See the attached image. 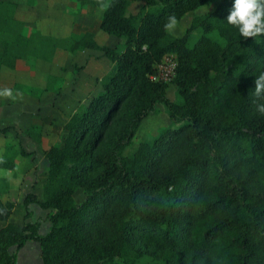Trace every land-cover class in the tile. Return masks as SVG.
<instances>
[{
  "label": "trees",
  "instance_id": "16d2710c",
  "mask_svg": "<svg viewBox=\"0 0 264 264\" xmlns=\"http://www.w3.org/2000/svg\"><path fill=\"white\" fill-rule=\"evenodd\" d=\"M77 1L99 8L97 0ZM131 1L107 0L99 23L120 47L99 44L90 31L54 39L72 55L102 51L115 70L62 125L63 145L44 149V197L28 192L23 223L0 228V264H16L26 240L39 242L42 264H264V115L255 111L264 97L255 96L254 84L264 72V36L245 39L227 23L233 0L194 17L193 28L203 31L194 44L188 30L177 37L163 25L211 0H141L137 13L128 12ZM15 3L0 0V40L15 37L4 47L32 40L7 29L16 23ZM39 40L47 49L48 38ZM167 54L175 55L179 101L151 78ZM160 102L172 125L126 156ZM3 159L0 167H13L14 158ZM33 202L50 209L45 234L39 221L26 220ZM13 208L0 200V221Z\"/></svg>",
  "mask_w": 264,
  "mask_h": 264
},
{
  "label": "rangeland",
  "instance_id": "374dc122",
  "mask_svg": "<svg viewBox=\"0 0 264 264\" xmlns=\"http://www.w3.org/2000/svg\"><path fill=\"white\" fill-rule=\"evenodd\" d=\"M15 1L16 3L13 10V17L15 18L16 23H10L7 29H10V33L13 34L20 32L21 35H25L27 38H32V40L30 44H26V46L21 44H10L7 47H4L3 43L5 39L15 37H7L2 34L4 40L3 42L0 40V53L4 51V55H6L5 57L3 55L4 59L0 64V89L5 87L12 89L14 92V98H0V103L2 101L4 103L10 102L11 104L19 103L22 107L29 106L31 108V105L33 104L31 99L38 98L39 95L41 96L44 94L43 91H57L58 96L62 97L61 89L63 84L66 83V87H68L67 93L69 94L66 99H69V97L76 98L73 106H70L68 110L66 108L65 110H61L59 116H55L54 118L52 117V113L49 112L50 110L41 114L28 111L26 112L27 115H23L21 118L22 122L25 124V130L29 135H37L38 133V141L40 140L39 134L41 128L45 126V123H50L49 130L52 134H50L49 137H52L49 138V140L47 139L48 142H51V139H54L55 145L62 146L66 137V131L62 128V125L67 119L66 117L69 111H75L91 95H95L101 91V79L103 76L113 73L115 68L111 66L108 58L107 60L102 61L100 59L96 61L100 66L97 73L94 72L87 76L85 75L87 72H81L82 68L87 65V62L92 63V61L95 60L92 57L95 56V54L98 55L95 58H106L103 55V52L100 50H95L94 52V49H91L93 50L92 54H85L81 53V51L84 50L82 49L72 55L67 50L55 48L56 42L54 39H61L67 37L71 33L88 30L96 31V33L93 32L94 37L101 45H118L120 47L121 44L119 43H121V39L108 35L97 28V20L100 16L99 14L101 13V10L95 6H80L77 0ZM218 2L219 0H211L199 6L195 10L186 12L178 19L175 31L170 32V34L181 37L184 36L188 30L189 43L194 44L197 38L203 34L201 28H193L192 21L194 17L202 15L207 11H212ZM141 4V0L131 1L128 6V12L137 13L140 11ZM208 35L212 38H217L213 33H208ZM39 36L48 38L47 49L37 47L36 43L41 42V40H39ZM50 38L52 40H50ZM174 59V54H167L160 60L159 63L155 65V67H157L156 78L166 83V97L171 101H179L180 97L178 91L174 83H172V79L170 77ZM85 77H88V80H86ZM72 78L75 79V84ZM66 79H68V81H65ZM71 87L72 89H70ZM73 91L74 94H71ZM78 98L80 99L77 100ZM44 99L47 101L48 98L44 96ZM156 109V111L150 113L140 123L130 143L123 151L126 156H132L140 143L150 141L158 135L161 130L172 125L168 107L164 103L160 102L156 105ZM7 121L8 120L0 122V126L4 123L6 124ZM59 123H61V126ZM58 125L60 128L56 127ZM5 126L9 127L7 131L13 129L12 125ZM1 128L2 127H0V129ZM0 134L2 135L1 132ZM8 145L11 144L9 143L4 147H0V156L9 162L14 158L13 156L15 154L16 147L15 145L14 148ZM43 151L44 150H42V155ZM39 153L41 156V151ZM25 156L33 158L36 163L37 156L35 151H32L29 155ZM35 180L36 181L33 183L34 186L31 191L35 194L38 193V197L41 200L44 197L43 182L45 180L41 179V175H37ZM80 196L81 191L78 190L75 193V197L79 198ZM45 209H47L48 212L50 211L49 208ZM13 248V246H10L8 251ZM141 258L143 259H140L139 263L146 262L145 259L147 258Z\"/></svg>",
  "mask_w": 264,
  "mask_h": 264
},
{
  "label": "crops",
  "instance_id": "0c3cea01",
  "mask_svg": "<svg viewBox=\"0 0 264 264\" xmlns=\"http://www.w3.org/2000/svg\"><path fill=\"white\" fill-rule=\"evenodd\" d=\"M99 15L100 16L97 20L98 29L102 16V11ZM88 31L92 33L93 32L96 33L95 30H88ZM92 51L93 50L91 49H84L81 51V53L92 54ZM97 56L98 55L96 54L95 56H92L95 60H93L92 63L87 62V65L84 68H82L81 72L83 73L87 72L85 74L87 76H89V74L94 72L97 73V70L100 69V66L97 64L96 61L100 59L101 61L107 60V58L104 57L95 58ZM109 62L111 63L112 66V62L111 61ZM85 79L88 80V77H85ZM73 80L75 84L76 81L75 79ZM65 81H68V79H66ZM66 85L67 84L65 83L62 86L61 89L62 97L58 96L57 91H53V90H48V92L43 91L44 94H42L41 96L39 95L38 98L31 99L33 102L31 108L29 106L22 107L21 105H19V103L11 104L10 102L7 101H6L7 103H4L3 101L0 103V122L3 121L5 122L6 120H8L6 124L4 123L0 127L2 128L6 127L5 125L13 126V129H10L5 133H2V135L0 134V147H4L10 143L11 145L8 146H12L14 148L15 145L16 151H18L20 148L24 149L27 152L35 151L37 156L35 163L33 158L24 156L18 152L16 153L15 151L14 154L15 159L13 160V167L11 168L0 167V185H1L0 200L2 202L10 201L14 203V208L9 218L6 221H0V228L9 222L14 224L23 223L25 208L22 204V200L24 196L28 192H31V190L33 189L34 186L33 183L36 181L35 179L37 175L39 176L41 175V179L43 180H45L46 178L45 173L47 172L48 169V162L44 156V153L42 155V150L46 149L50 145L55 144L54 139H51L52 141L48 142L49 138L52 137V136L49 137V135L52 134V132L49 130L50 123L49 124L45 123V126L41 128L39 134L40 140L38 141L37 140L38 133L37 135L36 134L29 135L28 132L25 130L26 129L24 127L25 124L22 122L21 118L23 117V115H27L26 112L28 111L37 112L41 114L50 110L49 112L52 113V117L54 118L55 116H59L61 110H65V108L68 110L70 106H73L74 102L76 101V98L69 97V99H66L67 96L69 95L67 93L68 87H66ZM70 89H72V87ZM71 94H74V91ZM44 96L48 98L47 101L44 99ZM79 99L80 98H78L77 100ZM73 111L71 112L69 111L66 117L67 119L73 113ZM59 125L61 126V123H59ZM59 125L56 127L60 128ZM40 151H41V156L39 153ZM9 173H11V175H9ZM36 195L37 197L39 196L38 193H36ZM28 207L30 214L26 220L30 222L39 221L40 222L39 233L45 234L50 226V222L47 219V212H48L47 209L41 207L36 202L30 203ZM16 264H42V260L40 257L39 242L35 240H26L23 246L16 252Z\"/></svg>",
  "mask_w": 264,
  "mask_h": 264
},
{
  "label": "clouds",
  "instance_id": "9594fccd",
  "mask_svg": "<svg viewBox=\"0 0 264 264\" xmlns=\"http://www.w3.org/2000/svg\"><path fill=\"white\" fill-rule=\"evenodd\" d=\"M97 4L101 11H106L111 6L107 0H97ZM226 21L245 39L264 36V0H233ZM177 24L178 19L172 14L168 16L163 27L166 32H174ZM254 84L255 96L264 97V72L255 78ZM0 98H14L13 90L7 87L0 89ZM255 111L264 115V103H257ZM3 163L5 160L0 156V164Z\"/></svg>",
  "mask_w": 264,
  "mask_h": 264
},
{
  "label": "built area",
  "instance_id": "2783aa9c",
  "mask_svg": "<svg viewBox=\"0 0 264 264\" xmlns=\"http://www.w3.org/2000/svg\"><path fill=\"white\" fill-rule=\"evenodd\" d=\"M175 59H174V63H172V69H171V73H170V77H171V79H173L174 78V70H175ZM157 68V67H156ZM157 74V73H156ZM156 74L155 75H153V76H151V78H153V79H157L156 78Z\"/></svg>",
  "mask_w": 264,
  "mask_h": 264
}]
</instances>
